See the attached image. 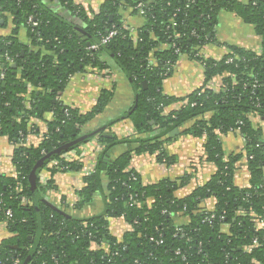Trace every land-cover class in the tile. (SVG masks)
<instances>
[{"label":"trees","instance_id":"16d2710c","mask_svg":"<svg viewBox=\"0 0 264 264\" xmlns=\"http://www.w3.org/2000/svg\"><path fill=\"white\" fill-rule=\"evenodd\" d=\"M57 1L81 24L45 7L41 0H0V26L6 14L16 26L10 36L0 35V135L17 145L12 158L17 175L0 173V221L9 233L0 242V264H264V137L250 117L264 116V0H126L125 6L121 0H108L92 16L74 0ZM140 3L145 23L133 35L120 10L130 7L138 14ZM223 10L254 26L262 41L259 52L229 46L220 60L201 53L203 46L217 41L215 28ZM31 17L36 25L29 22ZM21 25L28 29L31 46L17 37ZM113 29L117 34L109 44L89 49ZM104 54L134 86L136 102L125 117L145 134L137 138L142 145L138 152L156 154L168 166L175 163L176 157L165 147L173 140L171 132L179 128L181 134L204 139L206 160L217 170L189 196L177 198L175 192L189 182L190 173L179 180L145 184L140 173L129 169L131 152L112 159L109 150L121 141L101 133L105 148L95 171L85 176L77 208L103 191L104 172L108 178L104 210L79 218L45 201L54 184L51 179L43 185L41 173L83 168L65 155L97 134L67 151L59 150L86 135L82 127L105 109L113 92L104 91L98 106L84 115L65 105L60 94L74 74L88 67L108 68L101 58ZM182 55L204 66L206 83L177 99L167 96L162 86ZM217 76L223 77L220 91L207 87ZM179 101L183 104L178 110L166 112ZM47 113L55 119L48 123L42 142L24 146L35 129L30 121ZM189 120L195 122L184 127ZM230 132H238L244 140L242 153H225L222 136ZM244 156L249 188L235 184L237 163ZM208 198L216 200L214 211L201 207ZM179 215L188 216L190 222L177 225ZM108 218H123L131 230L121 240L116 238ZM255 238L259 245L247 251Z\"/></svg>","mask_w":264,"mask_h":264},{"label":"crops","instance_id":"0c3cea01","mask_svg":"<svg viewBox=\"0 0 264 264\" xmlns=\"http://www.w3.org/2000/svg\"><path fill=\"white\" fill-rule=\"evenodd\" d=\"M74 1L82 6L88 15L92 16L97 14L101 6L108 0ZM123 1L121 0V3ZM241 1L247 2L249 0ZM41 2L45 7L61 13L75 24H81L80 19L72 17L57 0H41ZM120 13L131 33L136 35L138 29L145 23L143 16L135 13L130 7L121 8ZM6 15V22L2 19L0 35L10 36L16 26L13 17ZM4 23L6 24L4 25ZM215 29L217 41L203 46L201 50L205 57L220 60L229 53V46H237L257 52L261 50L262 41L254 26L243 22L235 13L221 11ZM17 37L23 44L32 45L31 36L25 25L20 26ZM101 58L106 62L108 68L97 70L88 67L84 71L74 74L60 94V100L65 105L77 109L79 113L84 115L91 113L98 106L104 91L113 92V96L105 109L87 125L83 126L81 131V133L87 134L103 127L102 132L65 155L68 162L81 163L83 168L81 170L62 168L55 175L47 170L41 173V182L45 183L43 185H46L49 180H53L54 188L49 189L45 195V199L49 204L65 214L79 218H88L103 212L104 194L108 185V178L104 172L101 177L103 191L96 192L92 201L84 204L81 208H77L80 201L79 192L85 187V176L88 175V170L93 169L95 171L98 165V157L105 148V145L100 141L99 135L101 133L110 135L107 138L115 137L117 141H121V143L110 148L109 155L112 159L131 152L129 169H134L140 173L145 184H153L165 179L179 180L186 173H190L189 182L175 192L177 198H185L193 193L195 189L206 184L215 174L217 168L213 163L206 160L203 138L181 134V129H179L180 133L171 137L173 140L166 143L167 153L176 157V162L169 166L164 162H160L156 154L138 152L142 145L137 141V138H143L145 134L137 132L130 119L125 117L136 102L134 86L127 74L116 66L109 55L104 54ZM205 83L204 66L196 60H191L187 55H182L176 62L173 73L164 80L162 87L167 96L182 99L203 87ZM207 87L220 91L223 88V77L213 78L208 82ZM28 100H30V96H28ZM182 104L181 101L176 102L169 106L166 112L178 110ZM250 117L253 125L262 130L264 137V116L251 114ZM54 119L52 113H47L43 119L33 118L30 122L35 127L34 132L32 131L27 136L23 145L37 147L42 142L43 135L48 131V123ZM194 122L195 120H189L184 127H189ZM222 141L227 155L243 152L245 143L238 132H230L222 136ZM16 147L17 145L10 141L8 136L0 135L1 174L11 177L17 175L16 166L12 161ZM234 176L235 184L238 187L249 188L251 186L245 156L237 163ZM215 205L216 200L208 198L203 201L201 207L207 211H214ZM189 222L190 218L185 215H179L176 218V224L179 226H185ZM108 224L111 234L120 240L127 231L131 230V226L123 218H108ZM8 236L9 233L5 223L0 221V242Z\"/></svg>","mask_w":264,"mask_h":264},{"label":"built area","instance_id":"2783aa9c","mask_svg":"<svg viewBox=\"0 0 264 264\" xmlns=\"http://www.w3.org/2000/svg\"><path fill=\"white\" fill-rule=\"evenodd\" d=\"M126 0H124V2H125ZM150 1V0H149ZM143 3H140V4H138L137 5V9H139V14H141V15H144V8H143ZM29 22L30 23H32V24H34V25H36L37 23H36V21H34L33 20V18L31 17L30 19H29ZM117 34V31L115 30V29H113V30H111L110 32H108V34L107 35H105V36H102V39H101V41H100V43H98V44H94V45H91L90 47H89V49H91V50H97L98 48H100L101 47V45H107V44H109L110 43V41L115 37V35ZM153 60L151 59V62H152ZM1 77L2 78H4V75H1ZM259 84H258V81L257 82H255V84H254V87H256V86H258ZM88 175H90L91 173H93L94 172V170L93 169H90V170H88ZM42 184H45V183H43L42 182ZM7 215H11V212L10 211H7ZM159 243H162V241H160ZM259 244H258V239L257 238H255L254 240H253V244L251 245V246H248L247 248H246V250L247 251H251L252 249H253V247H256V246H258ZM102 247H103V245H102ZM107 251H108V249L107 248H105ZM253 263H257V261H253ZM258 264V263H257Z\"/></svg>","mask_w":264,"mask_h":264},{"label":"water","instance_id":"95a60500","mask_svg":"<svg viewBox=\"0 0 264 264\" xmlns=\"http://www.w3.org/2000/svg\"><path fill=\"white\" fill-rule=\"evenodd\" d=\"M14 67H15V66H14ZM144 84L146 85L147 83L145 82ZM102 130H103V127H99L98 129H96V130H94V131H92V132H89V133H87L86 135L79 137L77 140H75V141H73V142H71V143H69V144L63 146L62 148H60L59 151H60V152L67 151L69 148H72V147H74V146H76V145L82 143L83 141H86L87 139L93 137L94 135H96V134L102 132ZM179 133H180L179 128H176V129H174V130L171 132L170 137H174V136H176V135L179 134ZM103 136H104V137H107V136H110V135H104V134H103ZM47 159H48V156L45 157L44 159H42V160L39 162V164L37 165V168H38V167L40 168V167L46 162ZM108 159H109V157H106V158L104 159L103 166H102L103 169H105V167H106V166H105V162H107ZM37 168H36V169H37ZM39 168H38V169H39ZM33 191H34V194H35L36 199L40 198L39 194H37V192L35 191L34 188H33ZM45 201L48 202L46 199H45ZM48 203H49V202H48ZM60 211H61V210H60Z\"/></svg>","mask_w":264,"mask_h":264}]
</instances>
